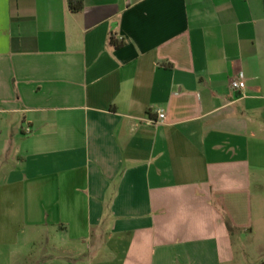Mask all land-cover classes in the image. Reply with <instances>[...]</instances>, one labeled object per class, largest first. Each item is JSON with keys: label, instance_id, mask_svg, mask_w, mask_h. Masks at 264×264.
<instances>
[{"label": "crops", "instance_id": "obj_1", "mask_svg": "<svg viewBox=\"0 0 264 264\" xmlns=\"http://www.w3.org/2000/svg\"><path fill=\"white\" fill-rule=\"evenodd\" d=\"M256 196L264 0H0V264H236Z\"/></svg>", "mask_w": 264, "mask_h": 264}, {"label": "rangeland", "instance_id": "obj_2", "mask_svg": "<svg viewBox=\"0 0 264 264\" xmlns=\"http://www.w3.org/2000/svg\"><path fill=\"white\" fill-rule=\"evenodd\" d=\"M255 230L235 235L236 264H264V196L254 198Z\"/></svg>", "mask_w": 264, "mask_h": 264}, {"label": "built area", "instance_id": "obj_3", "mask_svg": "<svg viewBox=\"0 0 264 264\" xmlns=\"http://www.w3.org/2000/svg\"><path fill=\"white\" fill-rule=\"evenodd\" d=\"M245 88H246V78H245V75L241 73L239 77L231 83V90L233 92H240V91H243ZM165 118H166L165 113L162 111H159L158 120L154 123L160 124L161 122L165 120ZM25 133L31 134L32 133L31 128H27L25 130Z\"/></svg>", "mask_w": 264, "mask_h": 264}, {"label": "trees", "instance_id": "obj_4", "mask_svg": "<svg viewBox=\"0 0 264 264\" xmlns=\"http://www.w3.org/2000/svg\"><path fill=\"white\" fill-rule=\"evenodd\" d=\"M69 8L73 13H81L84 9V0H69ZM112 46L120 48L123 43L118 42L115 38L111 40Z\"/></svg>", "mask_w": 264, "mask_h": 264}]
</instances>
